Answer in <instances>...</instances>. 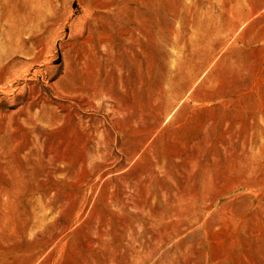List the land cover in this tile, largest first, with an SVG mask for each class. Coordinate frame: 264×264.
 <instances>
[{
  "label": "rangeland",
  "instance_id": "1",
  "mask_svg": "<svg viewBox=\"0 0 264 264\" xmlns=\"http://www.w3.org/2000/svg\"><path fill=\"white\" fill-rule=\"evenodd\" d=\"M0 264H264V0H0Z\"/></svg>",
  "mask_w": 264,
  "mask_h": 264
}]
</instances>
